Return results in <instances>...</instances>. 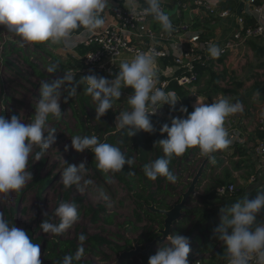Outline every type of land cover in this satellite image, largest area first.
Here are the masks:
<instances>
[{
    "label": "clouds",
    "instance_id": "9594fccd",
    "mask_svg": "<svg viewBox=\"0 0 264 264\" xmlns=\"http://www.w3.org/2000/svg\"><path fill=\"white\" fill-rule=\"evenodd\" d=\"M108 3L109 0H0V26L18 36L21 46L48 42L73 48L76 44L72 35L74 30L83 28L92 33L105 25L102 13ZM145 3L147 6L140 14L151 15L165 32L171 33L173 26L169 16L161 10V0H145ZM125 6L135 11L140 8V3L139 0H125ZM208 51L212 57L219 55L215 45L210 46ZM154 63L153 50L138 52L130 60L119 64V71L112 80L95 74L81 77L76 83L86 85L85 94L95 101L96 120L113 108L114 101L121 97L122 87L130 86L134 91L127 98L129 110L116 116V128L126 130L129 137L140 130L148 133L156 131L150 116L164 104L174 109L178 99L174 92H166L163 87L156 86ZM46 71L50 74L57 72L58 64H49ZM74 76L72 72L65 71L61 78L41 81L40 95L30 122L25 123L17 115H12L10 119L0 115V194L7 196L19 191L33 179L32 172L28 170L29 156L34 146L43 152L55 143L56 130L48 127V120L50 116L57 120L61 118L62 90L69 96L77 94ZM179 110L188 113L186 107L182 106ZM242 111L240 102L232 103L226 97L218 98L211 104L198 97L194 110L186 117H173L171 126L164 123L160 127L159 131L167 136L158 140L156 145L164 155L144 165L145 176L150 180L162 176L175 183L178 176L169 169L171 158L181 156L193 146H198L201 155L214 162L211 154L226 149L231 143L224 127L226 117ZM69 147L77 152L90 150L96 167L106 174L122 171L126 163L129 166L134 164V159H126L118 146L100 142L96 135H74L71 144H66L64 150L68 151ZM40 155L36 153L35 159L39 160ZM85 169L83 162L79 165L67 164L60 177L64 187L75 185L83 193L93 185L91 179L84 178ZM98 196L105 201L109 199L103 190ZM262 210L264 191H259L254 199L245 196L230 206L220 208V223L213 232L225 246L227 264H264V223L257 222V214ZM54 215L59 218L58 224L43 220L39 225L46 234L59 235L79 219L76 205L70 202H62ZM86 239L83 233L79 234L80 246L75 256L66 255L60 264H74V260H79L84 254ZM190 251L186 236L168 235L167 243L149 257L148 264H189ZM40 257V245L33 243L24 229L10 225L0 212V264H42Z\"/></svg>",
    "mask_w": 264,
    "mask_h": 264
},
{
    "label": "rangeland",
    "instance_id": "374dc122",
    "mask_svg": "<svg viewBox=\"0 0 264 264\" xmlns=\"http://www.w3.org/2000/svg\"><path fill=\"white\" fill-rule=\"evenodd\" d=\"M185 14L186 18L189 19V9ZM195 20V25L198 27L199 17H196ZM72 35L76 41L73 48L52 45L48 42L21 46L18 36L0 26V115L10 119L13 112L16 111L22 121L25 123L30 122L35 111L34 105L40 95L41 81L61 78L65 71L72 72L75 75L74 80L77 79L78 81L83 76L93 74V69L85 64L78 68L73 67L76 60H82L84 63L85 51L81 43L82 40L78 37L79 35L75 33ZM80 37H83V35ZM254 40L264 46V38ZM249 41L228 53L224 68L228 67L229 73L225 79L219 81L220 86L236 90V84L233 80H240L243 85L237 88V93L216 95L212 98L199 95V89L206 86L207 77H202L200 84L192 88V96L195 98L194 107L197 104L198 97L207 104H211L218 98L226 97L232 103L240 102L243 111L229 115L225 119L224 127L229 134L228 138L231 137V143L226 148L227 151H225L226 149L217 151V157L224 159L225 163L217 167L215 165L216 161L213 162L201 153L195 155L192 168L177 173L178 180L174 183L176 188L175 197L169 199L172 207L182 200L183 194L189 189L200 167L205 163L203 174L199 179V181L202 179V182L199 184L198 181L196 184V193L190 196L187 206L190 208L198 204L197 195L201 194L206 187L212 186L214 179L216 180L223 175L224 166H231L230 162L233 156L229 147L237 140L238 134L242 131L239 124L241 123L243 128L249 126L255 112L264 103V81H262L264 72L256 70L260 66L256 55L257 49L253 51ZM55 57L65 66L61 67L58 62H55L53 60ZM25 58H29L31 62L36 64L44 76L41 77L39 73L31 69ZM51 63L58 64V71L50 74L46 69ZM106 78L112 80L115 76H106ZM133 91L130 86L122 87L120 99L115 100L113 103L112 110L116 112V116L121 111L129 110L127 98ZM80 95V88L77 89L75 96H69L67 92L62 90L61 118L57 120L50 116L48 120V127L56 130L54 133L56 136L55 143L43 152L39 147L34 146L28 163V170L32 172L33 179L28 181L19 191H13L7 196L0 194V212H3L10 225L24 229L33 243L40 245L42 264H60V262H56L53 254L62 253V248L67 243H73L77 247L74 253L75 256L80 246L78 236L81 233L87 238L83 243L84 254L79 260H74V264H88L89 262L91 264H148L145 255L149 258L157 252L160 246L167 243V237L170 233L165 237L163 232L165 222L164 228H162L159 221L154 222L146 217H143V220L140 221L136 216V206L131 204L130 201H124L125 191L121 189L116 180H104L101 176L87 170L89 155L86 150L77 152L71 147L68 151L64 150L66 144H71L72 136L85 135L79 127L80 123H78L77 115L74 112L77 110L81 114L83 111L84 107L79 99ZM82 116L87 130L98 137L96 127L102 125H100L99 120H96L95 101L93 99L86 107V114ZM116 116L113 122L114 125H116ZM161 117L165 120V123L171 126L173 117L185 116L174 109L171 113L169 110L162 112ZM101 118L106 121L110 120L107 113ZM246 135L244 134L242 137L243 143ZM36 153H41L39 160L35 159ZM211 156L214 160L216 159L214 153ZM65 161L67 164L76 165L83 162L86 167L84 178L91 179L93 185L89 186L83 193L78 191L75 185L65 188L60 180L61 173L67 166ZM257 173L254 170L250 177ZM238 175L240 177H237V184L242 186L250 184L244 171L238 172ZM47 177L50 178L49 183L43 189H40L35 183V179ZM100 190H103L109 196L107 201L99 198L98 193ZM68 193L69 199L65 201V195ZM62 202H70L76 205L79 213L78 221L59 235L44 233L39 225L43 220L58 224L59 218L54 215V212ZM95 213L97 219H94ZM190 226L191 221L188 220L183 225L181 235L186 236ZM153 232L156 235L154 240H152L153 236L149 239ZM95 236L104 238L108 243L98 247V250H94L92 238ZM189 243L191 248L188 255L189 264H213L209 261L212 258L210 254L197 251L193 247L192 239H189ZM52 248L57 249L53 252L54 249ZM150 249L154 250L153 254L149 253Z\"/></svg>",
    "mask_w": 264,
    "mask_h": 264
},
{
    "label": "trees",
    "instance_id": "16d2710c",
    "mask_svg": "<svg viewBox=\"0 0 264 264\" xmlns=\"http://www.w3.org/2000/svg\"><path fill=\"white\" fill-rule=\"evenodd\" d=\"M257 2L259 3L261 0H257ZM238 6L239 3L236 0L217 1L218 10L229 9L230 11L235 12ZM241 15L245 17L246 27L256 24L254 17L249 16L245 12H242ZM198 25H203V22H198ZM84 30L85 29L83 28L76 29L73 31V33L79 34ZM249 43L253 47H256L254 42L249 41ZM82 45L84 46V51L86 53L89 47L85 46L83 43ZM259 49L262 51L261 47H259ZM53 60L58 62L61 67L65 66V64H63L58 58L55 57ZM220 60L222 61V58ZM25 61L30 66V68L39 73L41 77L44 76V74L39 71V67L31 62L29 58H25ZM165 63H169V60L165 61ZM83 64L84 63L82 60H76V62L73 64V67L78 68ZM200 72L201 76L193 86L199 85L200 79L202 77H207L206 86L199 89V95L202 96L212 98L216 95H227L229 93L235 94L237 93V88H240L243 85L242 82L237 79L233 80V82L236 84V90H231L229 88L220 86L219 81L221 79H225L229 73L228 67H225L221 72H217L210 67L202 66ZM77 81L78 80L75 79L73 84L77 89H81V95L79 99L82 102L84 108L81 114H79L77 110L74 112L77 115L76 119L78 120V123H80L79 127L82 132L85 135L91 136L92 132L87 130L82 115L86 114V107L91 103L92 97L85 94L84 88L86 86L84 84H77ZM193 86L190 88H184L176 84L171 85V87L177 89V96L180 106L175 105L174 109L178 110L179 113H182L179 110L182 106L188 109V113H191L194 110L193 102L195 101V98L192 96ZM174 109H169V112L171 113ZM106 113L110 120L106 121L100 118L99 123L102 126L96 127L100 142L118 146L121 151L125 153L126 159L130 157L134 159V164L129 166L126 163L123 166L122 171L116 173L109 172L106 174L96 167L94 154L90 150L86 149L89 155L87 170L101 176L104 180H116L119 183L121 189L125 191L126 195L124 201H130L131 204L136 206L137 218L140 221L143 220V217H146L154 222L159 221L162 228H164L166 215L161 211L153 210L152 207L166 210L171 209L172 204L170 200L175 197L174 195L176 188L174 187L173 182L167 181L166 178L162 176L158 177L156 180L148 179L144 174L143 168L144 165L149 161L164 155L161 148L156 145V142L160 139L166 138L167 136L166 133H161L159 131L160 127L165 123V120L162 117L153 114L150 116V119L156 131L153 133H148L140 130L134 136L129 137L126 130H118L114 125L113 122L116 112H114L111 108L107 110ZM188 113L182 114L186 117ZM13 115L18 116V112H13ZM262 136H264V133L259 131V137ZM229 148L233 149L232 156L238 155L239 158L232 159L230 162L231 166H224L223 175L218 177L216 180L214 179V184L212 186L206 187L201 194L197 195L198 204L196 206L186 208L184 210V214L174 223L170 229V235H181V231H183V225L186 224L188 220H190L191 226L186 237L193 240V247L197 249V251L202 252L203 254H210L212 258L209 261H211L213 264H227L225 246L223 247L222 242L218 240L213 232L214 228L220 223V208L223 206H230L232 203L244 198L245 196H248L249 199H254L259 191H264V184L258 182L259 178L257 175L248 186L237 184L238 179L236 176H234V171L244 169L247 178H250V175L254 173V168L250 163L248 151L241 143L235 142ZM217 151L214 152V156H216L214 161H216L215 165L220 167L225 163V160L217 157ZM225 151H227V149ZM197 154H200L199 147L193 146L188 148L181 156H173L169 164L170 171L177 175L179 172L182 173L184 171L190 170L194 164L193 157ZM49 181V177L44 179H35V183L40 189H43L49 183ZM201 182L202 179L199 181V184H201ZM227 183H235L238 187V190L232 193L219 195L216 191V187L220 184ZM67 199H69V193L65 195V201H67ZM94 219H97L96 213ZM257 222H264V210L257 214ZM152 236V240H154L156 237L154 232L151 234L149 239L152 238ZM92 241L94 244V250H98V247L108 243L100 236L93 237ZM70 248H72V250H70ZM76 248L77 247H75L73 243H67L62 248V253L53 254V256H55L56 262H61L66 255L74 256ZM52 249H54V252L57 248ZM151 249L149 250V253L153 254L154 250ZM145 258L149 260L147 255H145ZM88 264H91V262Z\"/></svg>",
    "mask_w": 264,
    "mask_h": 264
},
{
    "label": "built area",
    "instance_id": "2783aa9c",
    "mask_svg": "<svg viewBox=\"0 0 264 264\" xmlns=\"http://www.w3.org/2000/svg\"><path fill=\"white\" fill-rule=\"evenodd\" d=\"M175 1L178 8L173 15L161 7L172 23L171 33L165 32L151 15L140 14L146 6H140L135 11L121 5L106 8L102 13L106 24L101 29L92 33L84 30L78 34L81 43L89 47L84 56V64L93 69V74L98 77L116 76L122 61L130 60L138 52L153 50L154 68L157 72L156 86L163 87L166 92L172 91L177 96V89L171 87L172 84L190 88L199 80L202 66L221 72L230 51L249 40L264 37V0L259 3L257 0H236L245 5L241 12L218 10L217 1L214 0ZM188 9L189 19L185 14ZM242 12L254 17L256 24L246 27ZM195 15H198L196 17H199V22L204 16H233L237 26L230 36L220 39L208 34L201 26L197 27ZM82 35L83 37H80ZM212 45L219 50L217 57L209 54L208 50ZM167 60L169 63H165ZM169 109V105L164 104L157 109L155 115L161 117L162 112ZM256 126L264 133V103L257 114ZM254 149L258 165L264 168V136L258 139ZM236 190L238 187L235 183L220 184L216 187L219 195Z\"/></svg>",
    "mask_w": 264,
    "mask_h": 264
},
{
    "label": "crops",
    "instance_id": "0c3cea01",
    "mask_svg": "<svg viewBox=\"0 0 264 264\" xmlns=\"http://www.w3.org/2000/svg\"><path fill=\"white\" fill-rule=\"evenodd\" d=\"M214 1L216 2L218 0H214ZM139 3H140V6H147L145 3V0H139ZM115 5L125 6V0H109L107 8H109L111 6H115ZM161 7H163V9L167 13H169L170 15H173L175 13V11L177 10L178 5H177V2L175 0H161ZM244 7H245V5L243 3L239 4L237 11L241 12L244 9ZM204 17L201 20L203 22V25H200V26L204 30H206V32H208V34L213 35L215 37H218L220 39H224V38H227L228 36H230L233 33V31L236 29V26H237L236 20L233 16L224 17V18L217 17V16L216 17L204 16ZM259 38H264V37H259ZM250 41L254 42V44L256 45V47H253L252 45H250V47L253 51L257 49L256 55L258 56V61H259L258 63L260 66H262V67L258 66V68H256V70L263 73L264 72V46H261V44L255 42L257 40L252 39ZM259 47L262 48V51L259 49ZM262 81H264V77L262 78ZM260 109H261V106L255 112V116H254V118H253V120L249 126H246L243 128L242 124L241 123L239 124L240 129L242 131H240V133L238 134V138H237V140H235V142L241 143L244 146V148L248 151L250 163L252 164L254 170L258 172L256 174L259 178L258 182L261 184H264V168L258 165L256 157H255V149H254V146L257 143L258 139L261 138V137H259V130L257 129V126H256V117H257V114H258ZM244 134H247V135L244 138L245 142L243 143L242 137ZM230 138L231 137H229V139ZM233 144H231V145H233ZM230 150H231V153L233 154V149H230ZM237 158H239L238 155L233 156V159H237ZM240 171H244V173H245V170L241 169L238 171H234V176L236 175V177H240L238 175V172H240ZM256 175H254L253 179H255ZM252 176L248 180L249 183L253 180Z\"/></svg>",
    "mask_w": 264,
    "mask_h": 264
},
{
    "label": "water",
    "instance_id": "95a60500",
    "mask_svg": "<svg viewBox=\"0 0 264 264\" xmlns=\"http://www.w3.org/2000/svg\"><path fill=\"white\" fill-rule=\"evenodd\" d=\"M205 167V163L202 164L200 167L197 175L195 176L192 184L190 185L189 189L183 194L182 200L175 204L171 209L166 210V209H157L156 207H152L153 210L161 211L166 215L165 219V229H164V234L165 237L170 233L171 227L174 225V223L184 214V210L188 208L187 203L191 195L196 193V184L198 183L200 177L203 174Z\"/></svg>",
    "mask_w": 264,
    "mask_h": 264
}]
</instances>
